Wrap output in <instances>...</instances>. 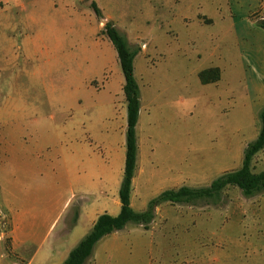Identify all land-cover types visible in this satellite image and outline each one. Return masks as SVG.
Instances as JSON below:
<instances>
[{
    "label": "rangeland",
    "instance_id": "obj_1",
    "mask_svg": "<svg viewBox=\"0 0 264 264\" xmlns=\"http://www.w3.org/2000/svg\"><path fill=\"white\" fill-rule=\"evenodd\" d=\"M209 1L0 0V168L13 201L23 210L33 207L37 215L31 250L48 237L51 242L53 234L57 240L65 222V216H59L65 198L77 192L78 182L87 175L80 166L84 161L96 158L114 165L108 180V171L99 167L93 215L120 208L124 167L118 151L125 158L127 101L117 53L104 33L108 22L141 54L137 79L146 103L137 142L140 146V140L145 141L131 193L135 211L144 206L146 164L153 166L158 182L150 191L157 193L152 199L181 184L209 186L242 166L244 150L258 134L259 118L245 113L236 118L223 98L207 99L196 71L217 48L216 37H226L222 47L230 57L236 54L228 39L257 31L264 21V0L254 10L249 9L251 0H232L244 9L242 15L231 13L241 23L237 30L219 20L205 25L212 21ZM236 78L245 109V78ZM121 79L120 101L112 108L111 92ZM108 81L111 91L97 93ZM106 126L107 139L100 131ZM209 162L220 169L209 171ZM252 167L255 173L264 170V150ZM187 168L196 170L176 180ZM223 195L225 205L220 207L204 202L160 205L147 229L130 223L107 236L86 264H264V192L246 198L229 186ZM72 204L70 226L90 201L82 196ZM77 238L74 234L68 243Z\"/></svg>",
    "mask_w": 264,
    "mask_h": 264
},
{
    "label": "crops",
    "instance_id": "obj_2",
    "mask_svg": "<svg viewBox=\"0 0 264 264\" xmlns=\"http://www.w3.org/2000/svg\"><path fill=\"white\" fill-rule=\"evenodd\" d=\"M209 2L212 15H207L212 18L213 22L211 21L210 24L205 25H216V20H219L222 21L220 24L224 25L225 27L227 25L235 30L240 28V21L238 22L237 19H234L231 16V13L237 11L238 13H241L244 10L242 9L241 4L232 2V0H212V2ZM259 5L260 0H251V5L249 9L254 10L258 8ZM242 14L243 13H241V15ZM250 33L251 36L249 37L245 35H235L236 37L228 39L229 42L234 44L235 50L232 48V51L236 53L234 54V56L236 55L235 60H232L235 57H230L231 53L227 50V48L225 50L222 47L226 43L227 38H214L213 41H218L216 44L217 48L209 55V61L207 62L206 66L198 69L196 73L198 76V74L202 70L209 68H219L221 70V79L218 82L206 85L200 82L201 88L204 92L203 95H206L207 99H212L216 96V99H218L220 102L223 98L225 103L227 102L225 106L227 105L230 109L231 107L232 109L234 108V116L236 118L241 117L245 113L253 119H256L259 118V114L264 108V29H262L261 27H257V31L255 29L253 34L252 32ZM140 55L141 54L139 53L134 61L135 77L140 87V114L138 123L141 118L143 104L146 103V93L143 92V89L141 88V85L137 79V60ZM237 59H239L240 61H237ZM237 75H242L245 78V92L247 97L245 109L244 105H241L243 98H241L240 100L236 91ZM121 81L122 79L119 81L118 87H114V91L111 92L110 98L112 108H114L115 103L117 104L120 101ZM238 83H241V81H238ZM110 84L111 83H109L108 81L106 86H104L100 91L96 92H99V94L103 96L107 92V89L110 90ZM212 95L215 96L213 97ZM99 107L102 110V113L105 114L106 110L103 105ZM108 130L109 128L107 126L105 127V130L100 129V131H105L106 136H104L102 133L101 135L106 139L109 138L107 136L109 135ZM259 131L260 121L258 134ZM140 141V146L139 142H137L138 159L136 174L139 170L138 168L141 157V145L144 144L143 142L145 140L142 139ZM152 150L154 151V149ZM118 154L120 157V166H122L121 168H125V158L122 155V151H118ZM181 165L182 163L177 166L179 170L182 169ZM207 165L209 167V171L220 169L219 164L215 165L212 162H209L207 163ZM80 166L82 167V171L87 173V175H83L80 181L78 182L77 192H73L69 197L65 198V201L62 206L63 209L59 214L60 217L62 216V214L63 216H65V222L62 225L61 229L58 231L57 240L56 237H54L56 235L53 234L51 242L50 237H48L44 243L40 244V246L35 248L34 250H31L29 246L31 243V234L35 229L37 215L35 214L33 207L28 206L25 210H23L20 209L18 205L13 201L14 198L7 187L8 183H6L4 170L0 168V264H64L70 252L91 231L100 215L108 213L110 215L116 216L119 214L121 205L120 208L114 213H110L105 210L104 213L95 216L93 215V209L96 208L97 205L93 206L91 204H98V195L100 188L98 175L99 167H105L104 170L108 171V175L106 174V179L108 180L111 179L113 176V163H109L107 161L104 162L103 160L102 162H100L98 159L94 158V162L84 161L80 164ZM188 169L189 168H187L185 172L181 171L179 173L180 175L176 177V180L183 181L184 178H188L190 175L192 176V173H194V171L196 170L195 168H191L189 172ZM144 170L146 182L142 189L141 195V203L143 201L144 206L140 212L146 210L149 202L157 194L150 193V191L154 187V184L158 183L157 180H154L155 176H153L151 173L153 172V166L151 164H146ZM166 172L167 174H170L171 170L167 169ZM136 174L133 184L136 180ZM102 184L104 187H107L106 183L102 182L101 185ZM182 185L184 184H181V187ZM62 187L63 186L60 185L59 191ZM82 196H87L88 201H90V206L89 208L82 207V209H80L77 215L76 222L72 226H70L68 223L71 211L70 206L73 205L72 202L75 203L78 198H81ZM132 199L133 198L131 197V205L133 207ZM53 226L54 223L50 226V229L53 228ZM57 227L58 224L55 225L53 231H55ZM74 234H78V238L69 244L68 242Z\"/></svg>",
    "mask_w": 264,
    "mask_h": 264
},
{
    "label": "trees",
    "instance_id": "obj_3",
    "mask_svg": "<svg viewBox=\"0 0 264 264\" xmlns=\"http://www.w3.org/2000/svg\"><path fill=\"white\" fill-rule=\"evenodd\" d=\"M93 9L95 14L100 16L96 4H93ZM259 26L264 29V21L260 22ZM104 33L117 53L125 80L123 91L127 101V129L124 176L119 189L121 209L116 216L108 213L100 215L91 231L70 252L64 264H86L101 240L125 229L130 223L141 225L147 229L155 221L157 208L164 203L193 205L204 202L220 207L225 205L223 191L229 186L238 188L246 198L264 192V170L255 173L252 167L254 157L264 150L263 108L259 114V134L254 141L246 146L243 163L239 169L221 175L206 187L191 188L184 186L179 189L166 190L152 199L146 210L135 211L131 205V193L137 170V124L140 114V87L134 72L137 52L130 49L126 39L112 22L106 23ZM198 77L204 85L216 83L221 79V70L219 68L205 69L198 74Z\"/></svg>",
    "mask_w": 264,
    "mask_h": 264
}]
</instances>
